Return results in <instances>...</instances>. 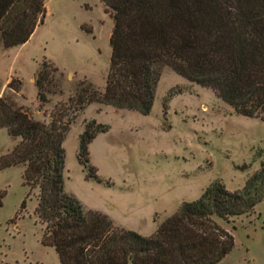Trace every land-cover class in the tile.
Listing matches in <instances>:
<instances>
[{
	"label": "trees",
	"instance_id": "1",
	"mask_svg": "<svg viewBox=\"0 0 264 264\" xmlns=\"http://www.w3.org/2000/svg\"><path fill=\"white\" fill-rule=\"evenodd\" d=\"M98 1L113 22L103 91L83 80L66 103L46 113L49 97L62 93V73L44 61L34 76L37 108L44 117L37 121L15 101L21 82L11 79L0 97V130L16 143L0 155V171L22 168L28 193L20 210L37 191L40 244L54 249L59 264H218L234 247L222 224L264 201V165L239 191L211 183L197 200L181 203L152 236L142 237L101 212L84 210L65 192L63 143L92 104L148 116L165 68L211 90L236 115L264 122V0ZM45 15L44 0H0L2 47L25 44ZM170 97L163 101L164 111ZM108 130L94 120L84 122L76 160L86 180L112 187L89 159L90 143ZM5 194L0 191V207Z\"/></svg>",
	"mask_w": 264,
	"mask_h": 264
},
{
	"label": "rangeland",
	"instance_id": "2",
	"mask_svg": "<svg viewBox=\"0 0 264 264\" xmlns=\"http://www.w3.org/2000/svg\"><path fill=\"white\" fill-rule=\"evenodd\" d=\"M44 5V22L25 44L3 48L0 43V96L11 79L19 80L15 101L37 121L44 120L34 87L40 64L45 61L62 73V93L49 97L46 113L66 103L83 80L102 92L113 28L98 0H44ZM95 105L79 116L63 143L64 190L84 210L108 215L117 227L142 237L152 236L182 202L197 200L211 183L239 191L264 165V122L236 115L211 90L168 68L162 71L148 116L112 109L98 113L103 107ZM89 120L110 128L89 145V159L112 187L86 180L76 160L78 138ZM15 143L0 130V155ZM21 174L22 168L0 171V191L6 193L0 207V264H59L54 249L40 244L36 190L20 210L28 193ZM222 226L233 236L234 247L218 264H264V201Z\"/></svg>",
	"mask_w": 264,
	"mask_h": 264
},
{
	"label": "crops",
	"instance_id": "3",
	"mask_svg": "<svg viewBox=\"0 0 264 264\" xmlns=\"http://www.w3.org/2000/svg\"><path fill=\"white\" fill-rule=\"evenodd\" d=\"M1 97V96H0ZM92 105H95V104H92ZM97 105V104H96ZM95 105V106H96ZM91 106V105H90ZM98 106H100V105H98ZM89 107V106H88ZM87 107V108H88ZM103 107V111L102 112H98V113H104V112H106L108 109H112L113 111H114V113H117V112H119V111H121V110H115V109H113V108H111V107H105V106H102ZM87 108L84 110V112L87 110ZM84 112L82 113L83 115H84ZM85 119V118H84ZM89 121H91V120H89ZM94 121H96V120H94ZM96 123H97V121H96ZM98 124V123H97ZM110 129V128H109ZM109 133V130L106 132V133H104V134H99V135H97L96 137H95V139L90 143V144H92L93 142H95L96 140H97V138L99 137V136H102V135H107ZM15 145V144H14ZM14 145H12L11 146V148L14 146ZM91 146V145H90ZM89 146V147H90ZM10 148V149H11ZM204 191V190H203ZM202 191V192H203ZM202 194V193H201ZM183 203V202H182ZM108 216V215H107ZM109 217V216H108ZM110 218V217H109ZM111 219V218H110ZM112 220V219H111ZM113 221V220H112ZM114 222V221H113ZM115 224V223H114Z\"/></svg>",
	"mask_w": 264,
	"mask_h": 264
}]
</instances>
